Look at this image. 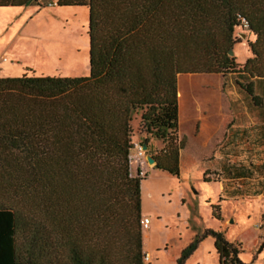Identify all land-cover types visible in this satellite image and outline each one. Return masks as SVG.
Instances as JSON below:
<instances>
[{
  "label": "trees",
  "instance_id": "16d2710c",
  "mask_svg": "<svg viewBox=\"0 0 264 264\" xmlns=\"http://www.w3.org/2000/svg\"><path fill=\"white\" fill-rule=\"evenodd\" d=\"M40 2L0 0V7ZM53 3L88 8L89 75L0 77V264H144L147 174L130 173L131 123L139 117L143 145L150 138L164 144L153 167L178 178L186 145L178 134V76L221 74L258 104L264 0ZM238 29L253 38L241 65L229 55ZM211 209L221 220L219 202ZM207 236L218 264H243L240 246L213 229L176 264Z\"/></svg>",
  "mask_w": 264,
  "mask_h": 264
},
{
  "label": "rangeland",
  "instance_id": "374dc122",
  "mask_svg": "<svg viewBox=\"0 0 264 264\" xmlns=\"http://www.w3.org/2000/svg\"><path fill=\"white\" fill-rule=\"evenodd\" d=\"M48 1L41 0L39 6L0 7V77L89 75L88 8L59 7L54 3L49 6ZM234 35L238 43L232 48V56L241 65L251 57L248 42L253 38L244 29L235 30ZM218 82L216 77L200 74L192 78L186 74L178 82L182 95L178 97L179 132L186 136L178 178L147 161L148 156L163 148L160 140L150 138L147 149H141L140 154L145 133L138 116L131 123L130 173L147 174L141 182V218L149 220V227H142L143 248L150 254L144 264H176L182 251L206 229L221 231L228 241L237 243L243 264H264V248L260 249L264 242V196L221 202L222 219L218 220L212 215L211 205L221 195L220 183L203 180L201 158L207 152L192 133L188 105L196 86L205 85L208 91L204 97L218 99ZM200 92H195V96L203 97ZM220 116L224 117L215 115L218 120L222 119ZM260 117L264 118V110ZM183 264H218L213 238L199 240Z\"/></svg>",
  "mask_w": 264,
  "mask_h": 264
},
{
  "label": "crops",
  "instance_id": "0c3cea01",
  "mask_svg": "<svg viewBox=\"0 0 264 264\" xmlns=\"http://www.w3.org/2000/svg\"><path fill=\"white\" fill-rule=\"evenodd\" d=\"M196 75L199 76L187 74L191 78ZM200 75L219 79L218 99L204 97L208 91L205 85L196 86V89L191 91L188 107L192 133L200 139L207 152L201 158V169L203 178L206 177L208 181L203 180L206 183L218 182L221 186V195L217 200L221 212V202L264 196V118L260 117L264 110V82L256 83L255 93L260 101L255 104L237 89L231 78H225L221 74ZM182 76L186 74L179 75L178 82ZM3 77L12 76L6 74ZM225 85L229 90L224 89ZM198 90H201L203 97L195 96ZM178 94L180 95V89ZM178 103L180 115L179 98ZM216 114H222L224 117L220 116L222 119L218 120ZM178 134H181L179 129ZM184 149L180 152V167Z\"/></svg>",
  "mask_w": 264,
  "mask_h": 264
},
{
  "label": "built area",
  "instance_id": "2783aa9c",
  "mask_svg": "<svg viewBox=\"0 0 264 264\" xmlns=\"http://www.w3.org/2000/svg\"><path fill=\"white\" fill-rule=\"evenodd\" d=\"M51 5L52 4H49V6H51ZM243 25H244V27H246V24L245 23ZM141 149H143V144H142V146H139L140 154H141ZM141 224H142V227L148 228V226H149V220H148V218H146V217L142 218L141 219ZM144 259L145 260H148L149 259V254L147 252L144 253Z\"/></svg>",
  "mask_w": 264,
  "mask_h": 264
},
{
  "label": "water",
  "instance_id": "95a60500",
  "mask_svg": "<svg viewBox=\"0 0 264 264\" xmlns=\"http://www.w3.org/2000/svg\"><path fill=\"white\" fill-rule=\"evenodd\" d=\"M229 55H230V56L233 55V50H232V49L229 51ZM143 149L146 150V149H147V145L144 144V145H143ZM147 161H148V163H151L152 165L155 164V160L153 159L152 156H148V157H147Z\"/></svg>",
  "mask_w": 264,
  "mask_h": 264
},
{
  "label": "bare ground",
  "instance_id": "6f19581e",
  "mask_svg": "<svg viewBox=\"0 0 264 264\" xmlns=\"http://www.w3.org/2000/svg\"><path fill=\"white\" fill-rule=\"evenodd\" d=\"M150 255V254H149Z\"/></svg>",
  "mask_w": 264,
  "mask_h": 264
}]
</instances>
